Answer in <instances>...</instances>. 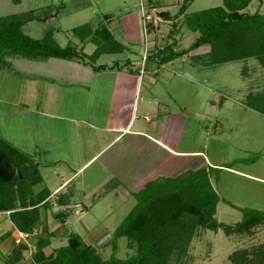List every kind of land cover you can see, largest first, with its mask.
<instances>
[{
  "label": "rangeland",
  "instance_id": "374dc122",
  "mask_svg": "<svg viewBox=\"0 0 264 264\" xmlns=\"http://www.w3.org/2000/svg\"><path fill=\"white\" fill-rule=\"evenodd\" d=\"M226 1L231 2V7L238 8L241 7L243 0H192L185 11L179 10L183 0H23L22 5H26L24 11L31 9L33 15L38 18L46 16V19L27 21L21 26V30L32 38H42L51 31L52 40L59 42V45L70 40L73 44L78 42L73 34L74 27L89 22L94 28L99 21L108 28L117 23L124 26L125 23L128 25L132 22L133 14H135L138 30L135 29L131 36L139 38L140 42L128 41L124 44L122 52L102 53L95 64H114V61L118 59L123 63L125 62L123 59L130 58L129 62L132 64L124 65V69L138 73L142 65L144 70H149L152 63L155 64L154 68L160 67L156 54L165 46L171 44L173 50L178 51L188 48L193 42L198 32H193L186 23H183L186 14L194 16L196 12L224 6ZM154 5L158 7L157 12L152 9ZM160 11H167L168 16L164 17L159 13ZM241 11L250 14L258 11L264 14V0H251ZM105 13L111 14L110 20L103 18ZM130 27L134 28L133 23ZM121 32H123L122 29L118 34H113L120 42L122 41ZM173 41L175 43H172ZM204 46L184 55H177L161 67L162 71L160 69L161 72L159 71L156 79L150 81L144 78L141 92L142 95L152 94L161 97L165 102H169L172 109L186 116V125L190 133L184 143L188 146L184 147L181 140L180 148L203 149L210 161L225 166H213L220 169L215 170L206 169L207 166L204 164L203 169L206 170L205 178L209 180L221 198L216 205L217 221L233 228L235 223L242 219L244 210L264 211V181L257 179V177L264 179V114L246 103L248 94L264 90V65L260 64L255 57L213 64L209 54H206L209 47ZM94 48L95 44L89 42L84 52L91 54ZM148 52H151V55L147 59ZM195 53L199 55L192 57ZM144 54L145 59H143ZM7 56L9 55L4 56L5 61L10 66L13 63L15 68L8 70V67H0V137L24 152L21 153V157L13 156L14 162L23 163V160L29 159L25 157L30 156L26 153H30L29 143L35 138V132L41 131L38 137L41 140L38 144L42 146V143L48 140V137H43L46 135L45 132L56 133L60 129L59 122L62 123V127L64 124L75 126L79 123L71 122V117L89 121L93 118L91 116L93 109L103 111L104 105L96 104L103 99H108L103 91L101 94L97 92L85 96L86 93H83L81 88H76L62 96L61 93H55V90L49 92L44 89L43 86H47L48 82L44 84L41 79L31 85L39 100L41 96H46L48 114L45 110L41 112V106L39 107L33 97H31L32 100L25 101L23 98L20 109L16 104L15 108L12 89L17 82L15 85L13 80L21 81L20 84L23 87H28L30 75L26 73L28 67L25 68L24 62L22 64L24 70H21V73L16 71L21 67L19 62H22L18 57L9 61ZM114 66L116 67V64ZM148 72L152 74L150 77L154 76L150 70ZM111 76L105 72L101 73L96 76V83H100V77L105 83L104 80ZM53 95L55 99H52ZM92 95L93 98H91ZM19 110L21 113H18ZM58 114L64 115L67 119L50 117ZM18 116L21 117L19 120ZM38 148L40 147H35V151ZM90 148L93 149V146ZM90 148L88 147L86 152ZM69 154L70 152L67 155ZM23 155L24 158H22ZM109 157L110 152L104 155L103 159L92 163L62 191L63 194L66 192L73 194L68 205L61 206L55 199H51L48 202V208L43 206L39 208L40 218L36 233L41 235L42 227H46V233H43V236L51 233L46 254L51 252H48L49 248L65 245L73 232L89 245L94 246L102 258H108L112 253L113 231L127 216L136 200L129 197L125 190H122V197H117L115 190L108 192L117 182L116 179L109 181L108 178L111 168L104 161L109 163ZM36 158L29 165H32L31 167L36 171L32 174L38 178L39 175L43 177V182H37L31 186L33 191H39V188L43 186L52 191L61 180L76 169L73 165L74 161L55 166L43 164L37 166L39 161L45 163L47 157L37 156ZM228 166L243 171L246 175L235 172L227 168ZM37 172L39 175L36 174ZM193 181L192 184H195L196 181ZM191 182H187L189 186ZM95 186L98 188L94 189ZM25 192L26 195L30 194L28 191ZM59 210L66 214L65 218L54 216V213ZM1 227L6 230L1 240L8 237L7 240L11 243L12 235L17 236L16 228L10 225L7 218ZM116 242L115 256L126 258L135 253L136 242L129 246L124 236L118 238ZM259 249L264 251V223L253 227L250 234H240L233 229L226 233L221 227L216 231L197 227L190 238L186 253L180 256L178 261L172 254L168 264H235L229 259L230 254L243 250H245V260L242 264H264L258 261ZM33 250L27 249L24 253L30 256ZM0 264L7 263L1 259ZM28 264H32V261L30 260Z\"/></svg>",
  "mask_w": 264,
  "mask_h": 264
},
{
  "label": "trees",
  "instance_id": "16d2710c",
  "mask_svg": "<svg viewBox=\"0 0 264 264\" xmlns=\"http://www.w3.org/2000/svg\"><path fill=\"white\" fill-rule=\"evenodd\" d=\"M191 1L183 0L179 10L185 11ZM250 1L243 0L238 8L231 7V2L226 1L224 6L202 10L194 16L186 14L183 23L193 32H198L197 37L188 48L178 51L173 50L171 44L165 46L156 54L158 63H166L177 55H184L202 45H208L209 51L206 54H209L213 64L255 57L264 65V14L258 11L252 14L241 11ZM31 12L32 10L0 16V67L10 68L9 63L5 61L6 55H20L30 59H79L90 64L95 70L117 65V60L109 66L95 65L100 54L124 50V45L103 22L99 21L94 28L89 22L74 27L73 34L81 43L80 46L69 42L60 46L52 40L51 31L42 38H32L22 32L21 26L27 21L46 19V16L38 18ZM159 13L164 17L168 16L167 11ZM103 18L110 20L111 14L105 13ZM86 42L95 44L91 54L83 51ZM246 103L264 114V90L248 94ZM13 156L21 157L22 154L0 137V211H9L10 220L17 231L36 233L40 218L39 208H48L47 197L50 192L47 188L33 191L31 186L41 181L40 175L37 172L39 178L34 176L32 173L35 170L32 165H24L25 160L23 163L14 162ZM24 157L23 155L22 158ZM205 173L206 170L200 168L174 178H166L162 182H149L134 193V206L113 231V251L108 258H102L94 246L89 245L75 232L70 234L65 245L53 248L49 254H45L43 249L49 245L51 233L43 236L46 227H42L43 233L38 234L30 255L32 264H168L172 254L178 261L180 256L186 253L190 238L197 227L213 231L221 227L226 233L233 229L240 234H250L253 227L264 223V211L251 209L244 210L242 219L236 222L233 228L220 224L215 217L220 197L205 178ZM193 180L196 181L195 184H192ZM188 181H192L191 186ZM25 191L30 194L26 195ZM68 202V196L58 195L56 203L64 205ZM54 216L59 218L65 217L66 214L57 212ZM123 236L127 238L129 246L136 242V251L126 258H119L115 256L116 240ZM27 249V244L17 243L8 257V262L15 264L24 259L23 252ZM257 258L259 262H264L262 249L258 250ZM229 259L235 264H242L245 260V250L234 251Z\"/></svg>",
  "mask_w": 264,
  "mask_h": 264
},
{
  "label": "crops",
  "instance_id": "0c3cea01",
  "mask_svg": "<svg viewBox=\"0 0 264 264\" xmlns=\"http://www.w3.org/2000/svg\"><path fill=\"white\" fill-rule=\"evenodd\" d=\"M22 3L23 0H18L16 2L12 0H0V16L19 14L31 10L28 8L29 10L24 11L26 5H22ZM157 8L156 5L152 6L155 12L158 11ZM133 15L134 17L131 23H133L134 28L130 27V22L128 25L125 23L124 26H120L118 23L114 26H109L113 34H118L119 30H123V32H121V43L123 45L128 41L140 42V40L138 41L139 38L137 39V37L134 38L131 36L135 29L138 30V22L135 14ZM68 42L70 43L71 40ZM67 43L64 41V44L60 46H64ZM87 43L89 42L84 43L83 51ZM73 44L80 46L81 43L78 40L77 43L74 42ZM146 50L149 51L150 49ZM206 52H208V50ZM149 55H151V52H148L147 59ZM197 55L199 54L195 53L192 57ZM15 57H18V59L22 61L21 63L19 62V66H21L20 69L16 71L21 73V70H24L22 69V64L24 62L23 65L25 68L28 67L26 73L30 75L28 77L30 79L28 87H23L20 84L21 81L18 82V80H13L14 84L17 82V85L15 84L16 86L12 89L14 102L11 101L14 103L15 108L16 104L18 105L17 108L20 109L23 98L25 101L32 100L31 97H33V100H35L39 107L41 106V112L45 110L48 114L46 96H41L39 100L37 96H35L36 93L33 92L31 85V83L35 84L36 81L40 79L44 84L48 82L47 86H43L44 89L49 90V92L55 90V93H61L62 96L72 89L76 90V88H81L82 92L86 93L85 96H90L97 92L101 94L103 91L106 95L105 97L108 98L101 100L100 103H96L97 105H104L102 108L103 111H96L93 109V115H91L93 118L89 121H85V119L82 118L71 117V122L76 121L79 124L75 126L64 124V127H62V123L59 122L60 129L56 133L52 131L49 133L45 130L47 132H45L46 135L43 137H48V140L42 143V146L38 144V142H40L39 140H41V138H38L40 137L41 131L35 132V138H33L35 140L32 139L29 143L30 153H26L31 157L26 155V158L29 159L25 160L26 162L24 165H28L35 161L38 156L40 158L47 157V160L45 163L39 161L37 166H39V164H43L44 166H55L61 165L63 162L72 163L73 161V165L76 166V169L61 180L52 191L46 186L39 188H47L49 190L50 194L47 197L48 202L51 201V199L57 201L58 195H63L62 191L66 189L81 172L95 161L103 159V156L109 152V163L104 161L109 168H111L109 169L110 177H108L110 180H108L111 181L116 179L117 182L108 192H113L115 190L117 191L116 196L122 197V190H125L132 199H134V193L144 188L149 182H162L166 178H174L189 171H197L200 168H205V166H207L206 169L217 168L213 166H224L220 165L218 162L210 161L207 153L203 149H190L189 147L187 149H183V147L180 148V144L182 143L181 140H183L184 147L188 146L184 143V140L187 139L190 133L187 127L188 125H186V116L183 115L182 112L176 111L174 108L172 109L169 102H165L157 95H142L141 87L143 79L147 78L150 81L154 80V78L156 79L161 67L172 60L160 64V67L157 66L155 68V64L152 63L153 66L151 65L149 70L154 76L150 77L152 74L148 72L149 70H144L142 74L140 73V68L138 73L126 71L127 69H124V65L132 64V62H129L130 58L123 59L125 61L123 63L121 62L122 60L118 59L116 67L95 70L90 64L79 59L66 60L56 57H47L27 60L28 58L19 55L7 56L9 61H13ZM127 59L128 61L126 62ZM106 65L109 66L111 64ZM11 68H15L13 63L8 70H11ZM104 72L112 76L105 79V83H103V79L100 77V83H96V76ZM23 94L24 97H22ZM28 95L30 98H26ZM91 98H93V95ZM52 99H55L54 95ZM18 113H21V110H19ZM84 114H86V112ZM50 117L62 120L67 119L64 115L59 114ZM20 118L21 117L18 116V120ZM80 125H82L81 128H79ZM190 125L189 123V126ZM38 126L39 124L37 127ZM185 128L187 129L186 131ZM9 143L11 144V142ZM91 146H93V149L90 148ZM35 147L40 148L35 151ZM88 147L90 150L86 152ZM16 149L19 150V148ZM19 151L21 153L23 152L21 149ZM69 152L71 155H67ZM101 162L107 167L103 161ZM68 167L70 166L68 165ZM227 168L246 175L243 171L235 170L229 166ZM257 179L264 181V179L259 177H257ZM41 182H43V177H41L39 183ZM93 188L96 189L98 187L95 186ZM72 195L73 194H69V192L64 194V196H68L69 199H71ZM68 204L69 203L64 205ZM58 212H60V210ZM0 214V260L2 259L4 263L10 264L8 262V257L13 247L17 245L14 241L17 236L12 235L13 238L11 243L8 242V237L1 240L6 233V230L1 227L4 221H6V218L9 220L12 227H14V225L10 220L9 211H0ZM35 230L37 232V229ZM18 232L20 231H17V235ZM25 234L26 237L21 239L20 243L27 244L28 251L34 249L38 233L34 231L31 234ZM43 250L45 252L46 247ZM49 251H52V249L49 248L48 252ZM25 253L23 252L24 259L15 264H28V262H30V256Z\"/></svg>",
  "mask_w": 264,
  "mask_h": 264
},
{
  "label": "built area",
  "instance_id": "2783aa9c",
  "mask_svg": "<svg viewBox=\"0 0 264 264\" xmlns=\"http://www.w3.org/2000/svg\"><path fill=\"white\" fill-rule=\"evenodd\" d=\"M145 58H146V55L144 54V55H143V59H145ZM143 70H144V66L142 65V66H141V69H140V72L142 73ZM24 237H26V234H25V233H23V232H18V235H17V237H16V239H15V242H16V243H20L21 239H23Z\"/></svg>",
  "mask_w": 264,
  "mask_h": 264
}]
</instances>
